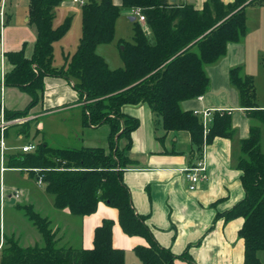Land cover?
I'll return each mask as SVG.
<instances>
[{
    "label": "trees",
    "instance_id": "1",
    "mask_svg": "<svg viewBox=\"0 0 264 264\" xmlns=\"http://www.w3.org/2000/svg\"><path fill=\"white\" fill-rule=\"evenodd\" d=\"M62 1L30 0L31 22L38 29L35 53L31 59L23 51L8 54L14 69L6 76L5 85L26 92L32 100L24 110H6L5 119L27 117L43 97L45 78L64 76L74 81L85 103V125L111 127L110 151L56 148L42 143L34 152L9 158L8 165L27 170L37 179L43 177L46 191L54 196L59 210L69 209L74 216L85 217L96 213L100 202L117 209L124 232L149 242V247L135 249L143 264H174L176 260L194 264L188 253L176 256L162 247L145 217L133 207L123 171L133 163L127 152L140 121L123 109L148 104L166 133L190 132L199 153L217 137L233 139L236 131L227 111L214 114L210 131L205 134L200 118L184 111L181 103L208 92L206 66L217 63L229 43L239 42L246 35L248 0L231 4L208 0L202 11L189 2L171 0H123L122 7L113 0H93L83 6L82 37L76 52L65 57L63 67L56 68L54 45L72 25V18H67L54 27L55 8ZM122 8L140 10L145 21H134V42L122 43L125 68L111 69L97 48L114 40ZM241 69L234 68L230 78L252 120L250 137L240 142L238 163L246 196L224 217L245 219L240 231L245 242L244 264H264L259 258L264 252V109L257 106L254 79L243 77ZM24 127L26 132L28 126ZM122 139L128 140L124 148L120 146ZM18 207L37 227L44 245L23 248L15 239H7L0 264H126L125 252L113 244L114 221L105 220L96 229L93 249L61 248L47 218L33 206Z\"/></svg>",
    "mask_w": 264,
    "mask_h": 264
},
{
    "label": "crops",
    "instance_id": "2",
    "mask_svg": "<svg viewBox=\"0 0 264 264\" xmlns=\"http://www.w3.org/2000/svg\"><path fill=\"white\" fill-rule=\"evenodd\" d=\"M4 1L7 20L4 26L0 22V107L5 112L24 110L32 100L26 92L6 86L5 79L14 69L8 58L9 53L23 51L28 59L34 56L38 29L31 22L30 0ZM91 1L93 0H64L59 5L62 8L81 6L82 12L83 6ZM175 1L189 2L194 4L196 10L202 11L208 0ZM221 1L224 4L235 2ZM113 2L117 6H123V0ZM59 5L55 8V20ZM247 5L246 35L239 42L229 43L226 54L217 63L206 66L210 81L208 92L181 103L184 111L194 114L207 110H213L214 114L217 111H227L231 114L236 131L233 139L217 137L199 153L190 132L166 133L160 119L148 104L127 105L123 109L125 114L140 121V126L131 135L132 144L127 152L133 163L123 171V180L131 191L133 207L138 215L145 217V223L162 247L176 256L188 253L194 264H244L245 242L240 237V231L245 219L236 217L226 220L224 215L246 196L242 184L243 172L238 169V163L241 156L240 142L250 137L252 126L248 110L242 107L239 90L231 82L230 73L234 68H242L243 77L254 79L257 106L264 109V0H248ZM122 9L128 10L133 23L140 21L134 14L135 9ZM57 43L54 45V62ZM97 52L105 59L103 53L99 52V47ZM68 54L71 56V53ZM74 84L73 80L64 76L46 77L43 97L29 115L24 117L27 121L12 125L5 131L7 150L4 171L0 149V263L7 239H15L23 248L44 245L37 227L18 207L27 205L33 206L36 212L50 221V227L61 248L93 249L96 229L105 220L114 221V247L125 252L126 264H143L135 249L138 246L149 247V242L143 237L129 236L124 232L117 209L100 202L96 213L85 217L74 216L69 209L59 210L55 207L54 196L46 191L44 184L38 183L37 177L27 170L8 165L9 158L29 153L23 152V147L36 146L37 149L42 143L56 148L78 150L102 148L109 153L111 127L106 124L100 127L85 125V103ZM198 117L203 124L202 118ZM24 126H28V134L27 131L23 132ZM205 134H208L206 130ZM28 139L33 141L29 142ZM127 144L126 139L120 141L121 148ZM200 162L207 168V179L196 190L191 191L185 170ZM19 178H22V182L27 178L35 184L23 186L18 183ZM2 187L6 193L4 203L1 198ZM16 190L21 192L18 200L12 196ZM7 205L21 211L25 222L21 225L8 224L7 217L12 219V215H15L12 210H7ZM45 208L49 213H43ZM174 264L190 263L176 260Z\"/></svg>",
    "mask_w": 264,
    "mask_h": 264
},
{
    "label": "rangeland",
    "instance_id": "3",
    "mask_svg": "<svg viewBox=\"0 0 264 264\" xmlns=\"http://www.w3.org/2000/svg\"><path fill=\"white\" fill-rule=\"evenodd\" d=\"M80 8L81 6H77L76 8H73L71 6L62 8V5H59L58 11L56 13L57 17L54 26L56 27L61 25L67 17L72 18V26L69 32L55 46L54 66L56 67H63L65 65L66 61L64 54L67 57L69 55L68 53H71L70 55L72 56L77 50L82 33L83 10L81 12ZM78 9H80V11H78ZM127 11L128 10L126 9H122L121 11V15L117 20V24L115 28L114 40L109 44H102L99 46V52L101 54L103 53V56L107 60L106 62L109 64L111 68L114 69L125 68V62L121 56L122 43L134 42V23L130 20L131 15ZM12 125H17V124L14 123ZM30 140L33 141V139ZM30 140L28 139L29 142ZM10 177H12V174H10ZM21 179L22 178H19L18 183L19 184L21 183V185L23 184V186L27 184L34 186L35 184L32 181L29 182V179L27 178H24L23 182L21 181ZM7 206H8L7 210H12V213L15 215V216L12 215V219H10V216L7 217L8 224L21 225L23 222H25L23 219L25 218L24 214L21 211L17 210L15 207L9 205ZM43 213L47 214L49 213V210L45 208ZM259 255L261 260L264 262V252Z\"/></svg>",
    "mask_w": 264,
    "mask_h": 264
},
{
    "label": "built area",
    "instance_id": "4",
    "mask_svg": "<svg viewBox=\"0 0 264 264\" xmlns=\"http://www.w3.org/2000/svg\"><path fill=\"white\" fill-rule=\"evenodd\" d=\"M76 2H81L82 0H75ZM134 14H136V16L139 17L141 22L145 21V17L143 16V14L141 13L140 10L135 9L134 10ZM6 20H7V13H6V3L4 0H0V22L1 25L4 26L6 24ZM195 114L197 116H200L202 118L203 121V125L205 127L206 133H208L210 131V126L213 122V110H207L204 111L202 113L200 112H195ZM27 119L25 118H18V119H14V120H6L5 119V112H4V108L1 107V121H0V131H1V137H0V149H1V161H2V171L5 170L4 167V161L6 160V143H5V131L7 128H9L12 124H22L24 122H26ZM34 149H36V146H25L23 147V152H30L33 151ZM185 176L187 178V180L190 182V187L189 189L191 191H194L197 189L198 185L204 181L205 179H207V168L205 166V164L203 162L198 163L197 165L188 168L185 170ZM38 183L40 185L44 184V179L43 177H39L38 178ZM1 198H2V203L5 202L6 199V193H5V189L4 187H2L1 189ZM15 200H18L21 198V192L19 190L14 191L13 195Z\"/></svg>",
    "mask_w": 264,
    "mask_h": 264
},
{
    "label": "water",
    "instance_id": "5",
    "mask_svg": "<svg viewBox=\"0 0 264 264\" xmlns=\"http://www.w3.org/2000/svg\"><path fill=\"white\" fill-rule=\"evenodd\" d=\"M171 1H173V2H174L175 0H171ZM191 2H193V0H191Z\"/></svg>",
    "mask_w": 264,
    "mask_h": 264
}]
</instances>
